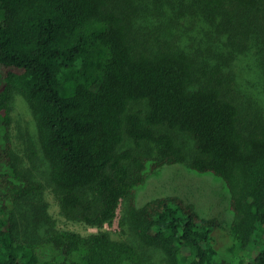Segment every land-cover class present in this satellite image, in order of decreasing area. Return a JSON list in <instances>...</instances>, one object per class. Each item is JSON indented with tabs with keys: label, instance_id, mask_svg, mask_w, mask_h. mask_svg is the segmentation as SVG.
Here are the masks:
<instances>
[{
	"label": "trees",
	"instance_id": "trees-1",
	"mask_svg": "<svg viewBox=\"0 0 264 264\" xmlns=\"http://www.w3.org/2000/svg\"><path fill=\"white\" fill-rule=\"evenodd\" d=\"M242 54L264 77V0H0V264H226L193 203H137L169 164L224 182L229 263L264 264V120L229 86ZM18 98L34 127L14 137ZM46 191L94 230L58 227Z\"/></svg>",
	"mask_w": 264,
	"mask_h": 264
},
{
	"label": "rangeland",
	"instance_id": "rangeland-1",
	"mask_svg": "<svg viewBox=\"0 0 264 264\" xmlns=\"http://www.w3.org/2000/svg\"><path fill=\"white\" fill-rule=\"evenodd\" d=\"M230 68L229 86L244 107L245 116L249 119L260 117L264 120V77L260 75L258 61L252 55L242 54L232 61ZM12 115L16 131L19 126L27 132L33 130V123L20 98L12 103ZM16 131L13 134L14 137L18 135ZM15 140L19 143L18 138ZM225 188L224 182L213 174L196 173L184 164H169L148 177L145 185L138 190L136 200L138 204H142L157 196H175L185 202L193 203L201 216L214 218L217 222L210 230L212 244L216 249V259H224L226 264H230L229 249L237 251L238 254H242L243 251L236 246L237 242L230 230V223L234 216L229 208ZM45 197L48 201L49 212L58 227L81 233L94 230L83 223L65 219L60 214L57 202L49 191L45 192ZM120 215L119 208L113 223L106 225V229L113 234L118 230ZM248 255L245 258L246 261L249 259Z\"/></svg>",
	"mask_w": 264,
	"mask_h": 264
}]
</instances>
